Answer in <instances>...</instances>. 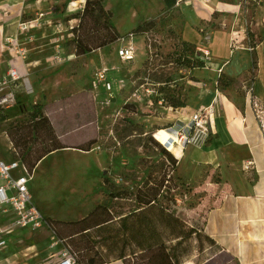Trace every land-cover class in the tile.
I'll use <instances>...</instances> for the list:
<instances>
[{
  "label": "rangeland",
  "instance_id": "rangeland-1",
  "mask_svg": "<svg viewBox=\"0 0 264 264\" xmlns=\"http://www.w3.org/2000/svg\"><path fill=\"white\" fill-rule=\"evenodd\" d=\"M76 1L77 6L72 8L68 7L69 0L58 5L53 3L52 13L22 32L20 39L25 43L27 57L41 59L43 63L32 69L26 81L23 78L24 85L22 82L17 91L16 103L9 105L18 107L17 110L4 115L2 109L9 106L0 108V137L26 118L35 104L44 106L45 114L67 147L52 152L34 169L35 202L46 215L62 218L60 221L75 218L64 222L87 217L101 203L109 207L108 213L114 217L109 223L76 237L79 245L68 240L69 247L81 260L89 264L83 258L88 254L106 263L145 264L141 257L143 248L162 242L183 259L190 257L198 253L202 245L196 240V233L189 231L206 233V213L215 205L220 191L207 182L209 168L204 169L199 180L192 179L190 169L180 163L182 159L169 151L176 152L171 144L178 142L171 140L170 144L166 140L163 129L168 125L163 124L176 108L163 99L165 93H160V88L165 87L166 93L185 99L187 105L191 96L199 97L204 87H212L197 73L206 63L204 61L201 67L196 65L197 60H202L196 50L189 57L195 65L178 64L182 40L173 24H181L189 14L195 18L191 11L193 4L175 3L168 9L164 0H104L103 5L112 12V21L121 36L105 44L115 36L114 30L92 10L84 13L86 0ZM248 9L240 14L242 22L236 23L240 28L245 21L241 28L244 31L253 29L255 17L263 14L260 5ZM47 17L51 20H45ZM34 19H38V15ZM59 20L65 30L64 38L57 41V36L51 37L57 32ZM28 21L31 20H22ZM148 22L153 23L151 28L142 33L136 31ZM227 22L224 25L217 20L212 27L229 30L232 21ZM70 26L76 27L74 35ZM13 41L11 46L20 48L19 41ZM129 44L135 47L136 55L134 59L123 60L119 50ZM84 49L91 51L84 53ZM56 56H61V62ZM102 67L109 69L114 84L122 78L127 83L122 90L116 85L109 107L102 103L107 97L104 90L98 97L101 103L94 100L91 93V78ZM254 76L249 73L227 86L220 83L215 86L220 90L230 87L238 92H245L246 88L251 91ZM24 87L31 90L26 93ZM94 140L100 141V145L92 144ZM88 147L90 150H84ZM163 148L174 159L166 155ZM5 151L11 154L7 158L19 152L13 143L10 149L6 145ZM105 171L120 190L127 192L128 198L109 200L106 197ZM212 177L214 183L221 181L220 173L215 172ZM153 198L157 199L156 203L143 207V202ZM120 212L129 215L119 216ZM34 234L39 240L51 236L50 233ZM55 240L52 238V242L45 244L27 264H58L63 246ZM202 242L203 246L207 244ZM205 257L206 252L202 251L181 264H201ZM215 262L213 264H237L235 257L227 252Z\"/></svg>",
  "mask_w": 264,
  "mask_h": 264
},
{
  "label": "crops",
  "instance_id": "crops-1",
  "mask_svg": "<svg viewBox=\"0 0 264 264\" xmlns=\"http://www.w3.org/2000/svg\"><path fill=\"white\" fill-rule=\"evenodd\" d=\"M63 1L66 2V0H0V78L7 75L11 67L16 68L21 75L29 76L32 69L40 65L38 63H43L41 59L27 57L25 43L20 39L23 36L19 24L23 19L34 20L40 13L44 14L43 17L49 15L54 10L53 3L58 5ZM69 1V8L77 6L78 1ZM191 11L195 13V18H191L189 14L185 16L184 22L173 25L180 39L192 45L193 50L197 52L196 55L205 61L206 67L199 69L197 73L198 75L200 73L201 78L204 77L202 80H206L212 87H204L199 97L191 96L185 107L171 108L173 110L168 122L163 124L168 125L163 129V134L181 145L182 143L178 141L179 134L192 133L189 126L191 116L202 107L213 104L215 123L213 135L207 142L198 140L188 143L185 147L181 146L183 152L179 157V160L182 159L180 162L182 166L190 169L189 173L193 174L192 179L199 180L204 169L209 168L207 182L220 191L215 205L206 213L205 232L215 240V244L204 249L206 257L203 260L206 261L202 264H213L226 252L235 257L237 264H264V134L252 99L255 98L264 106V25L254 27V35L249 37L241 29L245 21L238 28L236 23L238 20L242 22L243 16L240 17V14L244 11L240 8L239 0H211L208 4L199 1L193 3ZM216 11L221 14H217ZM45 20L51 19L47 17ZM217 20L223 21L224 25L228 24L227 20L232 21V26L228 27L229 30L214 29L212 25ZM236 32H239L237 35L239 39L235 44ZM55 37L56 34L51 38ZM15 39L19 41L20 48L11 46ZM21 42L23 44H20ZM253 52L257 55L258 69L251 91L246 88L245 92L243 90L238 92L230 87L220 90L215 86L222 73L235 79L244 78L249 74ZM17 108L9 106L2 109V112L4 115L11 114ZM6 145L10 149L12 141L4 132L0 137V158L6 161L14 160L15 156L7 158L11 154L5 151ZM249 160L254 163L252 178L244 172V166ZM215 172L221 174L219 183H214L212 179ZM32 181L29 187L33 196ZM33 201L45 218L62 219L46 215L35 202L34 196ZM7 218H3L0 225H4ZM73 219L75 218L67 217L64 221ZM38 232L50 233L51 236L39 240L34 234ZM52 238L54 235L47 227L39 230L19 229L8 236L7 246L0 249V264H27L28 260H33L41 252L45 244L52 242ZM60 244L64 247V243Z\"/></svg>",
  "mask_w": 264,
  "mask_h": 264
},
{
  "label": "trees",
  "instance_id": "trees-1",
  "mask_svg": "<svg viewBox=\"0 0 264 264\" xmlns=\"http://www.w3.org/2000/svg\"><path fill=\"white\" fill-rule=\"evenodd\" d=\"M103 1L104 0H86L84 13L89 10H92L94 13H96V15L100 19H104V21L107 22L108 26L114 30L115 36L105 43L107 44L119 39L121 36L117 31L114 22L112 21V12L105 9L103 5ZM175 2L176 0H164L165 6L168 9L172 8ZM76 17L77 16H72L71 18H76ZM152 26L153 23L148 22L145 26L138 27L136 31H138V33H142L143 31L147 30L148 28H151ZM75 30L76 27H73L72 28L73 35ZM180 47L182 53L179 54L178 56V62H179L178 64L184 67L188 66L189 64L192 66L195 65L194 62L191 63V61L189 60L190 59L189 57L193 51L192 45L182 40V42H180ZM90 51L91 49H84V53H88ZM202 61L203 60L199 62L197 60L196 65L198 67L204 66V61L203 62ZM257 69H258V59L256 53L253 52L252 68L249 70V72L255 75ZM234 79L235 78H232L226 75L225 73H222L218 78V83L227 86L231 82H233ZM169 81L170 79H168L165 83L167 84L169 83ZM164 89L165 87H161L160 93L162 94L165 93L163 99L169 104V106H172L174 108L186 106L185 99L181 98L180 96L168 94ZM154 101L155 100H153V102ZM8 130H9L8 135L14 145V148L16 149V151L19 150V152L16 153L15 158H19L23 163L26 164V166L31 171H33L38 165V163H40V161H42L46 156H48L54 151L67 147L62 143L61 137L57 134L49 116L45 114L44 106L39 103L34 105L33 109L30 111V113L26 118L20 119L18 121V124L15 126V128H11ZM170 135L175 137L173 134ZM168 139L169 138H167L166 140L169 141V143L171 144L170 142L171 139L170 140ZM91 143L92 144L98 143V145H100V141L98 140L97 141L94 140ZM171 145H173L172 147L173 149L176 150V152L171 150L169 151L177 159H179L180 155L183 152V148L178 144L172 143ZM90 148L91 147H88L86 149L83 148V149L90 150ZM104 148L106 147L104 146ZM163 151L166 155L172 157L171 153L168 150L163 148ZM104 178H105V193H106V197H108L109 200H113V199L119 200V199L128 198L127 192H125L124 190H120L106 173L104 175ZM156 202H157L156 198L150 199L147 202H143L144 204L143 207L152 206ZM141 208L142 207L138 209ZM108 210L109 207L101 203L97 205V207L93 210L91 214L77 221L64 222L51 218H46V219L49 225L51 226V228L54 230L55 235L63 241L64 246L70 248L69 245L71 246V244L68 242V240H71L73 244L79 245V242L76 241V237L87 233L88 230L94 227H101L109 223L114 217L110 216ZM133 213H135V210L133 211ZM133 213H131L130 215H133ZM118 215L123 217H128L129 214L126 215L124 212H120L118 213ZM182 226L186 227L185 224L183 223ZM201 232H196L195 230L189 231V233L192 234L196 233L197 235L196 240H198L200 245H202L200 246L199 252L204 251V249L207 246L215 244V240L212 237H210L207 233L201 234ZM203 240L207 243L205 246H203L204 245L202 242ZM180 243H182V240L180 241ZM70 251L76 255L77 264H88L87 262H85V260H81L80 258H78L76 252L72 251L71 248ZM141 257L144 260L145 264H181L186 259L189 258L186 257L185 259H183L175 251L172 252L167 246L166 242H162L160 244H155L143 248L141 252ZM83 258L89 261V264H106V262L98 260L97 258L94 257H90L88 254H84Z\"/></svg>",
  "mask_w": 264,
  "mask_h": 264
},
{
  "label": "built area",
  "instance_id": "built-area-1",
  "mask_svg": "<svg viewBox=\"0 0 264 264\" xmlns=\"http://www.w3.org/2000/svg\"><path fill=\"white\" fill-rule=\"evenodd\" d=\"M199 1L203 4H208L211 0H176L175 3L177 5H180L181 3L193 4ZM239 5L240 8L244 10L243 12H247L246 10L250 6L260 5L261 9H263V14L262 17H259V15L255 17V27L258 28L264 25V0H239ZM43 15V13H40L38 19L21 22L19 24L20 30L24 32L26 29L33 28L36 24H34V22H38ZM56 25V36L57 41H59L64 38L65 26L60 20L57 21ZM72 28L73 26H70V29ZM245 32L248 34V37L249 35H254L253 29L246 30ZM238 33L236 32V36L234 37L235 44L239 39L237 36ZM135 55L136 49L133 44H129L127 47H122L119 50V57L123 60L134 59ZM56 58L59 59V62H61V56H56ZM23 78L26 81L28 76L21 75L14 67L9 68L7 75L0 78V108L16 103L18 96L17 91H19L22 87L21 84L24 81ZM20 80L22 81L19 82ZM116 85L118 90H122L126 87L127 83L125 82V79L122 78L117 84H114L111 81L109 69L105 67L98 68L91 78V91L94 95V100L101 103V101H98V97L104 90L107 97L104 101H102V103L107 107L111 106L112 99L114 98L116 92ZM30 90V88L24 87V91L26 93ZM253 105L264 134V108L256 101L253 102ZM213 122V104L197 110L191 116L190 120L189 126L192 133L190 135H186L184 133L179 134L183 144L187 145L188 143L196 142L198 140H201L203 143L207 142L214 133ZM253 165V161L249 160L244 166V172L251 178L253 175ZM33 173L34 170L31 171L26 164L18 158L11 161H6L5 159L0 158V221L3 218L8 217L5 224L0 225V249L7 246V238L9 235L15 233L19 229L25 228L39 230L42 227H47L52 231L54 239H56L55 241L57 243H63V241L55 235L54 230L49 225L47 219L43 216L33 201V196L29 187L30 182L33 180ZM61 251L59 264H77L76 255L73 254L67 247L64 246Z\"/></svg>",
  "mask_w": 264,
  "mask_h": 264
},
{
  "label": "bare ground",
  "instance_id": "bare-ground-1",
  "mask_svg": "<svg viewBox=\"0 0 264 264\" xmlns=\"http://www.w3.org/2000/svg\"><path fill=\"white\" fill-rule=\"evenodd\" d=\"M178 141H179V142H181V143L183 144V141H182V139H181V138H179V139H178Z\"/></svg>",
  "mask_w": 264,
  "mask_h": 264
},
{
  "label": "water",
  "instance_id": "water-1",
  "mask_svg": "<svg viewBox=\"0 0 264 264\" xmlns=\"http://www.w3.org/2000/svg\"><path fill=\"white\" fill-rule=\"evenodd\" d=\"M213 127L215 128V123L213 122ZM107 171H105V173H106Z\"/></svg>",
  "mask_w": 264,
  "mask_h": 264
}]
</instances>
